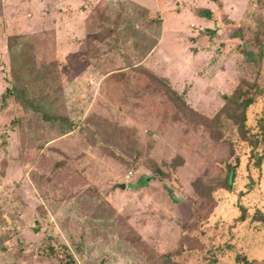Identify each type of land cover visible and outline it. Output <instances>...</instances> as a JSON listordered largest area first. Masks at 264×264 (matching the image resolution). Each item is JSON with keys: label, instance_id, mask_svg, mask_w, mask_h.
Masks as SVG:
<instances>
[{"label": "rangeland", "instance_id": "1", "mask_svg": "<svg viewBox=\"0 0 264 264\" xmlns=\"http://www.w3.org/2000/svg\"><path fill=\"white\" fill-rule=\"evenodd\" d=\"M263 122L264 0H0V264H264Z\"/></svg>", "mask_w": 264, "mask_h": 264}, {"label": "trees", "instance_id": "2", "mask_svg": "<svg viewBox=\"0 0 264 264\" xmlns=\"http://www.w3.org/2000/svg\"><path fill=\"white\" fill-rule=\"evenodd\" d=\"M22 39H24V38L23 37H16V38H10L9 39L8 49H9V52L11 53V55H12V59H14V51H15L14 48H16L15 44L19 40H22ZM148 75H149V77L152 80L158 82L167 91H169L171 96H173L175 99H178L179 102L182 101L181 97L175 91H173L170 88V86H169L167 81L156 77V75H154L153 73H148ZM12 76H13L12 86H11V89H9L7 91L10 97L15 98L21 105H24L25 107H29V108L33 109L34 111H36V112H39L46 121H61L62 120V118L52 115L45 108L36 105L32 101H29V99H28V97L26 95L27 94L26 93L27 88L24 86V84L21 81L22 75H21L20 72H17L16 69H14ZM225 100L227 102H230L231 98L225 97ZM183 104L185 105V103H183ZM252 104H253V101H251V100H247V101L243 102L242 103L243 112H245V110L248 109ZM189 111L193 112L191 109H189ZM242 121H243L242 125L244 124V122L246 123V117H244V115H243ZM66 131H67V129H63V132H66ZM263 131H264V126H263ZM263 140H264V136H263ZM233 179H234V173H233V171H231L229 176H228V181H227L228 182V186L232 185V180Z\"/></svg>", "mask_w": 264, "mask_h": 264}, {"label": "water", "instance_id": "3", "mask_svg": "<svg viewBox=\"0 0 264 264\" xmlns=\"http://www.w3.org/2000/svg\"><path fill=\"white\" fill-rule=\"evenodd\" d=\"M206 15H209V12L205 13ZM127 189V184L126 183H117L114 184L111 189L108 190V192H115L116 190H120V191H125Z\"/></svg>", "mask_w": 264, "mask_h": 264}, {"label": "built area", "instance_id": "4", "mask_svg": "<svg viewBox=\"0 0 264 264\" xmlns=\"http://www.w3.org/2000/svg\"><path fill=\"white\" fill-rule=\"evenodd\" d=\"M131 176H132V174H129V175L127 176V179L129 180V179L131 178Z\"/></svg>", "mask_w": 264, "mask_h": 264}, {"label": "crops", "instance_id": "5", "mask_svg": "<svg viewBox=\"0 0 264 264\" xmlns=\"http://www.w3.org/2000/svg\"><path fill=\"white\" fill-rule=\"evenodd\" d=\"M209 13H210V12H209ZM204 14H205V13H204ZM205 16H206V17H209V16H210V14H209V15H206V14H205Z\"/></svg>", "mask_w": 264, "mask_h": 264}]
</instances>
